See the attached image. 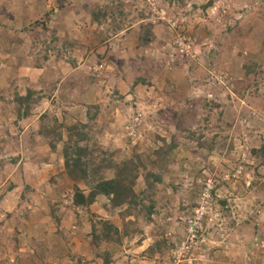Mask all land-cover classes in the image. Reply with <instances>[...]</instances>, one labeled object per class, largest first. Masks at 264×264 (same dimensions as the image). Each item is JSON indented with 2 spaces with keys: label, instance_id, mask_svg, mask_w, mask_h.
Here are the masks:
<instances>
[{
  "label": "rangeland",
  "instance_id": "obj_1",
  "mask_svg": "<svg viewBox=\"0 0 264 264\" xmlns=\"http://www.w3.org/2000/svg\"><path fill=\"white\" fill-rule=\"evenodd\" d=\"M125 166L138 202L75 203ZM209 178L194 264H257L264 0H0V264H175Z\"/></svg>",
  "mask_w": 264,
  "mask_h": 264
},
{
  "label": "built area",
  "instance_id": "obj_2",
  "mask_svg": "<svg viewBox=\"0 0 264 264\" xmlns=\"http://www.w3.org/2000/svg\"><path fill=\"white\" fill-rule=\"evenodd\" d=\"M230 174L227 173L225 178L229 180ZM202 192L199 194L196 202L192 204L190 212L181 216L179 224L183 230V236L179 235L173 246V258L175 264H194V261L205 262V250L202 248L207 238L206 234L210 230L207 223L208 217L213 210L215 200V191L217 183L215 179L209 178L202 186ZM253 247L257 252V264H264V235L255 237ZM198 248H200L198 250ZM198 250V251H197ZM201 250V252H199Z\"/></svg>",
  "mask_w": 264,
  "mask_h": 264
},
{
  "label": "trees",
  "instance_id": "obj_3",
  "mask_svg": "<svg viewBox=\"0 0 264 264\" xmlns=\"http://www.w3.org/2000/svg\"><path fill=\"white\" fill-rule=\"evenodd\" d=\"M83 126H86L85 124ZM85 136V134H84ZM84 139V137H82ZM52 147H55L52 145ZM78 150L74 151L75 156L73 157V154L69 152V149L66 148L65 150V158H66V166L68 168V172L74 176V177H79V178H85L87 176V173L89 171V166L83 162V154L81 153V146L77 144ZM95 167V168H94ZM92 171H95V174L98 173V171L101 169L100 166L96 165L94 166ZM129 168L125 166L124 172L118 171V174L116 177L112 179H106V178H98L97 183L95 184V187L90 191L88 195H86L78 185L75 186L76 188V193H75V203L78 205H87V204H92L97 196L100 195H107V196H113L114 202L116 203H122V202H127L128 203H135L133 199L138 202L137 200V195L133 189V186L128 185L125 183V175L129 174ZM90 175L91 172L89 171ZM158 181L161 183L162 180ZM152 186V184H151ZM129 197L131 199H129ZM151 206L148 207L147 209V215L154 214L153 212L155 203L154 199H151ZM141 205V204H140ZM145 206L144 204H142ZM141 205V207H142ZM145 208V207H144ZM192 208V204L190 202H186L183 204L181 210L178 211L177 213V218L180 220L181 216L184 215L185 213H189L190 211L188 209ZM111 225V224H110ZM111 227H113L111 225ZM117 231V229H116ZM110 233V232H106ZM109 235V234H106ZM176 237L172 238V242L175 243ZM173 248V245L171 246ZM171 249V248H170ZM172 250V249H171Z\"/></svg>",
  "mask_w": 264,
  "mask_h": 264
},
{
  "label": "clouds",
  "instance_id": "obj_4",
  "mask_svg": "<svg viewBox=\"0 0 264 264\" xmlns=\"http://www.w3.org/2000/svg\"><path fill=\"white\" fill-rule=\"evenodd\" d=\"M217 190V189H216ZM215 193H216V191H215ZM216 196V195H215ZM218 196V195H217Z\"/></svg>",
  "mask_w": 264,
  "mask_h": 264
}]
</instances>
